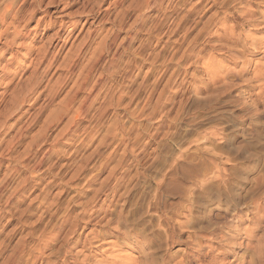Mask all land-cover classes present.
Instances as JSON below:
<instances>
[{
  "label": "rangeland",
  "instance_id": "obj_1",
  "mask_svg": "<svg viewBox=\"0 0 264 264\" xmlns=\"http://www.w3.org/2000/svg\"><path fill=\"white\" fill-rule=\"evenodd\" d=\"M21 1L0 264H264V0Z\"/></svg>",
  "mask_w": 264,
  "mask_h": 264
},
{
  "label": "bare ground",
  "instance_id": "obj_2",
  "mask_svg": "<svg viewBox=\"0 0 264 264\" xmlns=\"http://www.w3.org/2000/svg\"><path fill=\"white\" fill-rule=\"evenodd\" d=\"M17 1L18 0H11V1H8L7 2V0H6V5L3 7V11H2V13H1V17H0V19H1V23H3L4 21H5V19H6V17L8 16H11L10 14H7L8 12H10V11H12L11 9H12V7L17 3ZM21 1V0H20ZM23 1V0H22ZM21 1V2H22ZM24 3V2H23ZM158 4V0H141V2H140V5H139V8L141 9V11H143L142 9H143V7H149L150 5H152V4ZM22 5V4H21ZM151 7V6H150ZM138 10V9H137ZM28 11V10H27ZM140 11V12H141ZM30 13V15H32L33 14V11H30L29 12ZM27 14H28V12H27ZM16 16V14H14L13 13V15H12V18H16L15 17ZM27 16V15H26ZM138 17H140V15H138ZM11 18V17H10ZM139 19V18H138ZM137 21V20H136ZM10 22V21H9ZM8 22V23H9ZM11 23V22H10ZM5 25V24H4ZM115 29V28H114ZM3 30H5V29H3ZM127 30V29H126ZM135 30V29H134ZM125 31V30H124ZM128 31H130V30H128ZM112 32V31H111ZM127 32V31H126ZM1 33V32H0ZM1 35V34H0ZM129 36H131V35H129ZM124 38H125V36H124ZM263 43V42H262ZM107 44V43H106ZM108 45V44H107ZM259 47V46H258ZM254 48V50L255 51H258V49L259 48ZM82 82V81H81ZM102 82V81H101ZM83 83V82H82ZM98 83H99V78L98 79H96V81L93 83V86L95 85V84H97L98 85ZM97 85H95V87L97 86ZM82 86V85H81ZM93 86H91V88H93ZM100 87V86H99ZM98 89V88H97ZM93 93V92H92ZM97 94V93H96ZM92 95V94H91ZM94 97L95 96H92L91 98H90V95L89 96H85L84 98H83V100L81 101V104L79 105V107L76 109V112H80L81 110H82V106H83V103L84 102H87L89 99L90 100H93L94 99ZM90 103V102H89ZM86 104V103H85ZM69 107V106H68ZM66 109V108H65ZM72 118H73V116L71 117V120H72ZM130 256H123V257H119L118 256V258L117 259H115V261L113 260L112 262H109V263H106V264H131V261H130ZM13 262V261H12ZM78 263V262H77ZM137 263V262H136ZM76 264V263H75Z\"/></svg>",
  "mask_w": 264,
  "mask_h": 264
}]
</instances>
